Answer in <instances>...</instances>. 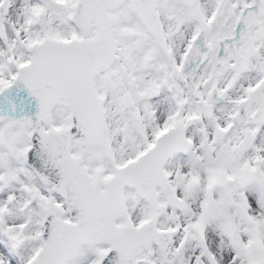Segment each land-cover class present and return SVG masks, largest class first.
Returning a JSON list of instances; mask_svg holds the SVG:
<instances>
[{
	"label": "snow or ice",
	"instance_id": "obj_1",
	"mask_svg": "<svg viewBox=\"0 0 264 264\" xmlns=\"http://www.w3.org/2000/svg\"><path fill=\"white\" fill-rule=\"evenodd\" d=\"M0 264H264V0H0Z\"/></svg>",
	"mask_w": 264,
	"mask_h": 264
}]
</instances>
